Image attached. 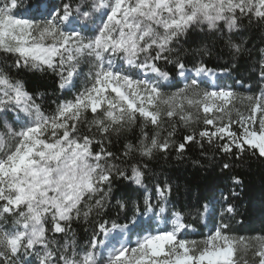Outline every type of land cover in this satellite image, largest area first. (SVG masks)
Instances as JSON below:
<instances>
[{
  "label": "snow or ice",
  "instance_id": "obj_1",
  "mask_svg": "<svg viewBox=\"0 0 264 264\" xmlns=\"http://www.w3.org/2000/svg\"><path fill=\"white\" fill-rule=\"evenodd\" d=\"M251 25L264 0H0V264H264V228H237L234 171L264 163V49L258 91L224 82ZM25 70L56 78L54 107ZM197 148L231 185L178 203L153 162Z\"/></svg>",
  "mask_w": 264,
  "mask_h": 264
},
{
  "label": "trees",
  "instance_id": "obj_2",
  "mask_svg": "<svg viewBox=\"0 0 264 264\" xmlns=\"http://www.w3.org/2000/svg\"><path fill=\"white\" fill-rule=\"evenodd\" d=\"M53 5H58L60 0H48ZM27 4L28 0H24ZM204 38V33L197 32L193 34L184 47L195 48ZM241 39L248 47L251 56L245 55L237 63L238 72L233 73V79H228L224 82L233 84V80L239 77H244L246 83L242 88L240 85H235L238 90L244 92L249 84L252 85L253 91L259 90V84L255 79V74L252 71V66L258 60V50L264 49V28L258 25L246 26L244 34ZM210 67L216 64H223L228 60L227 56L223 59H218L217 56L210 58ZM7 60L8 64L12 61L3 58L1 62ZM16 69H12L16 73ZM20 78L24 79L30 88L38 87L40 91L46 92L48 95L45 100L46 106L51 105V101L56 99L57 96L62 95L55 87V77L52 74L33 73L25 70L21 72ZM54 107V105H51ZM120 148V144L115 146V149ZM114 149V150H115ZM199 149H193L188 154V158L184 160H177L175 155L172 154L167 159H157L153 162V170L158 179L169 178L177 186L175 191V200L178 203H186L189 199V188L191 189V196L193 201L200 195H219V190L226 185H231L229 179L230 173H222L219 165L214 164L207 168H200L192 163L193 160L199 158ZM219 159V157H217ZM201 163H204L201 160ZM235 174L239 175L243 180V184L237 189L239 192L238 205L240 215L237 220L242 221L243 224L237 225L244 235L259 234L260 230L264 228V163L259 161L256 157L249 155L247 159L235 168ZM113 217L115 210L112 211ZM122 223H130L125 220L123 215L120 218ZM77 239L81 244H86L90 236V230L86 231L85 226L81 225L76 228Z\"/></svg>",
  "mask_w": 264,
  "mask_h": 264
},
{
  "label": "rangeland",
  "instance_id": "obj_3",
  "mask_svg": "<svg viewBox=\"0 0 264 264\" xmlns=\"http://www.w3.org/2000/svg\"><path fill=\"white\" fill-rule=\"evenodd\" d=\"M3 58L5 59V58H7V56H6L5 54H3V53H0V62H1V60H2ZM215 82H216V81H213V83H215ZM227 84H229V83H227ZM229 85H230V84H229ZM145 217H147V216L142 217V218H141V221L144 220ZM206 232H207V229H205V233H206Z\"/></svg>",
  "mask_w": 264,
  "mask_h": 264
}]
</instances>
